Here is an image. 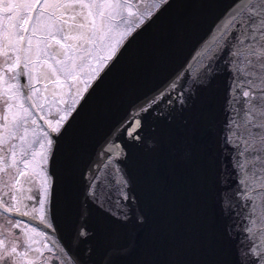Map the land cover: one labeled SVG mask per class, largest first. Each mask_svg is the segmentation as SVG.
<instances>
[{
	"label": "snow or ice",
	"instance_id": "6c2138e0",
	"mask_svg": "<svg viewBox=\"0 0 264 264\" xmlns=\"http://www.w3.org/2000/svg\"><path fill=\"white\" fill-rule=\"evenodd\" d=\"M149 33L123 93L142 71L183 58L85 163L82 149L112 108L95 102ZM225 72L215 129L210 117L167 119ZM0 106V264H91L98 238L100 264H264V0H0ZM149 115L168 126L146 141ZM212 137L236 177L218 214L195 193L187 207L177 199L212 171ZM61 210L70 243L55 223Z\"/></svg>",
	"mask_w": 264,
	"mask_h": 264
},
{
	"label": "water",
	"instance_id": "95a60500",
	"mask_svg": "<svg viewBox=\"0 0 264 264\" xmlns=\"http://www.w3.org/2000/svg\"><path fill=\"white\" fill-rule=\"evenodd\" d=\"M195 38V37H193ZM154 40L153 34H145L138 41V44L134 46L129 53L126 55L124 61L114 70L112 76L109 79L107 87V94H102L95 105L98 106H108L112 105L109 118L105 120L102 124L95 128L91 137L85 143L82 149L83 161L86 163L88 159L92 156L95 151L97 144L107 135L111 130V127L116 124L125 114L128 105L139 95L148 92L151 88L157 85L165 76H167L172 70H174L181 59L183 58L184 51H177L173 56H171L164 64L153 67L150 70L142 71L137 85L124 92L129 78L133 71L137 74L140 72V62L138 59V49L147 48ZM227 73L218 76L212 85L208 89H202L200 97L197 99L195 106L185 111L184 113L174 112L172 116L167 119L173 121L176 126L180 125L182 119L197 120L204 124H207L209 117L211 118V123L213 129H215L224 119L225 113L223 112L224 102L226 97L225 80ZM123 93V94H122ZM122 94V95H121ZM167 122L159 116L149 115L145 117L144 120V136L146 141H150L154 137V129L166 128ZM147 144L144 146L146 149ZM220 145L217 143L216 138L212 137L209 139V148L214 157V165L212 171H209L205 177H202L200 184L195 189H189L187 191H180L177 193V199L179 202L183 203L187 207L193 198V194L198 195L202 202V210L204 211H214L219 213L218 205L216 200L218 199V194L222 190V187H235L236 177L233 175L229 178V173L232 172L231 162L229 159L230 150L226 149L225 153H221ZM130 153L133 158L139 157L142 153V149L136 146L130 147ZM228 181L227 185L222 186L220 183L221 179ZM93 217H96V212L93 210ZM220 224L222 225L226 221L223 218L218 217ZM57 227L60 230V234L65 243H70L71 241V231L68 225V221L61 210L56 214ZM231 241L227 242L228 247L231 249ZM97 251L90 258L91 264H100L102 259V249L103 241L102 238H98L96 241ZM84 258L83 256L81 257ZM230 259H235L234 249H232V254Z\"/></svg>",
	"mask_w": 264,
	"mask_h": 264
},
{
	"label": "flooded vegetation",
	"instance_id": "af4514ba",
	"mask_svg": "<svg viewBox=\"0 0 264 264\" xmlns=\"http://www.w3.org/2000/svg\"><path fill=\"white\" fill-rule=\"evenodd\" d=\"M0 110H2V106H0ZM25 221H27V218H23ZM0 223H2V220H0ZM33 226H36L42 230V226L38 225L36 222H31Z\"/></svg>",
	"mask_w": 264,
	"mask_h": 264
}]
</instances>
